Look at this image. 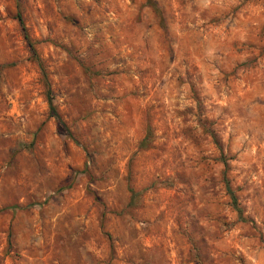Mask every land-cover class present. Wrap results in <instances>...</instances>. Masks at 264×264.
I'll return each instance as SVG.
<instances>
[{
	"label": "rangeland",
	"instance_id": "1",
	"mask_svg": "<svg viewBox=\"0 0 264 264\" xmlns=\"http://www.w3.org/2000/svg\"><path fill=\"white\" fill-rule=\"evenodd\" d=\"M153 1L0 0V264H264V0Z\"/></svg>",
	"mask_w": 264,
	"mask_h": 264
},
{
	"label": "trees",
	"instance_id": "2",
	"mask_svg": "<svg viewBox=\"0 0 264 264\" xmlns=\"http://www.w3.org/2000/svg\"><path fill=\"white\" fill-rule=\"evenodd\" d=\"M147 4H149V6L155 11V13H157V14L160 13V10H159L157 4L153 0H147ZM16 19H17V22L20 26V29H21V32L23 34V38L27 44V47L29 48L32 59L37 63V65L39 67L41 79L43 82V86L45 88V97H46V102H47V106H48L49 116L54 118L58 124H61V119H60L59 113L57 111L56 105L54 104V96H53V92H52V89L50 87V83L48 80V74L45 70L43 62L39 59V57L36 54L34 43L31 41L29 35L26 32V28L24 26L23 19H22V16L20 13L17 14ZM150 135H151V132H150V130H148L146 136L144 137V139L142 140V142L140 144L141 146H145ZM224 163L226 164V162H224ZM223 181H224L226 193H227L229 200H230V205H231L232 209L236 212L238 220L243 221V222L246 221V219L243 217V210L240 207L238 200H237V197H236L234 191L231 189L230 183H229V181L225 175H224ZM130 192H131V201H130L129 205H132L135 197L137 196V193L135 191H133V189H131V188H130Z\"/></svg>",
	"mask_w": 264,
	"mask_h": 264
}]
</instances>
